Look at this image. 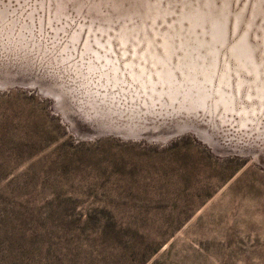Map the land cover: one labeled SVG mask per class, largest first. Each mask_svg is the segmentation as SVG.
<instances>
[{
    "label": "rangeland",
    "instance_id": "obj_1",
    "mask_svg": "<svg viewBox=\"0 0 264 264\" xmlns=\"http://www.w3.org/2000/svg\"><path fill=\"white\" fill-rule=\"evenodd\" d=\"M199 1L0 0V264H264V0Z\"/></svg>",
    "mask_w": 264,
    "mask_h": 264
},
{
    "label": "bare ground",
    "instance_id": "obj_2",
    "mask_svg": "<svg viewBox=\"0 0 264 264\" xmlns=\"http://www.w3.org/2000/svg\"><path fill=\"white\" fill-rule=\"evenodd\" d=\"M199 1V0H198ZM209 1V0H208ZM216 1V0H215ZM222 1V0H221ZM221 1H220V3H221ZM225 2L227 1V0H224ZM223 1V2H224ZM200 2V1H199ZM207 2V1H206ZM217 2V1H216ZM193 3V2H192ZM196 3V2H195ZM194 3V4H195ZM201 4V3H200ZM208 4H209V2H208ZM212 4V3H211ZM210 4V5H211ZM225 4V3H224ZM256 4H257V2H256ZM261 4V3H260ZM189 5V4H188ZM206 5V4H205ZM205 5L203 6V7H205ZM222 5V3L219 5V6H221ZM228 5H229V3H228ZM231 5V4H230ZM212 6H214L215 7V5H212ZM188 7H190V6H188ZM202 7V8H203ZM185 8H186V6H185ZM201 8V9H202ZM215 8H217V6L215 7ZM227 8V7H226ZM225 8V9H226ZM213 9V8H212ZM212 9H210V10H212ZM221 9V8H220ZM224 8H223V10H225ZM244 9V8H243ZM206 10H208V7H207V9ZM205 10V11H206ZM222 10V9H221ZM227 10H229V9H227ZM257 10V9H256ZM193 11V10H192ZM210 12V11H209ZM209 12H207L206 14H208ZM213 12V11H212ZM216 12V11H215ZM219 12V11H218ZM230 12V11H229ZM220 13V12H219ZM234 13V12H233ZM212 14H214V13H212ZM211 14V15H212ZM224 13H222L221 15H223ZM226 14V13H225ZM232 14V13H231ZM240 14H241V12H240ZM254 14V13H253ZM208 15H210V14H208ZM218 15V14H217ZM216 15V13H215V16H217ZM220 15V14H219ZM227 15H229V14H227ZM234 15V14H233ZM236 15V14H235ZM197 16V15H196ZM207 16V15H206ZM206 16H205V18H206ZM213 16V15H212ZM224 16V15H223ZM238 16V15H237ZM209 18H210V16H208ZM231 17V16H230ZM238 17H240V15L238 16ZM237 18V17H236ZM257 18V17H256ZM214 19H217V18H214ZM219 19V18H218ZM233 19V18H232ZM231 19V20H232ZM203 20H205V19H203ZM209 20V19H208ZM211 20V19H210ZM186 21V20H185ZM222 21H224V20H222ZM228 22V21H227ZM240 22V21H239ZM238 22V23H239ZM184 23V22H183ZM200 23V22H199ZM230 23V22H229ZM247 23V22H246ZM249 23V22H248ZM225 24H226V21H225ZM251 24V23H250ZM260 24V23H259ZM232 25V24H231ZM230 25V26H231ZM238 25V24H237ZM245 25V24H244ZM217 26H220V25H216V26H213V35H214V38L215 39H217V40H220L221 38H222V34H224V33H222V28H221V26L220 27H217ZM227 26V25H226ZM233 26V25H232ZM208 27V26H207ZM211 27V26H210ZM240 27V26H239ZM193 28V27H192ZM226 28H228V27H225V29ZM233 28V27H232ZM246 28H247V25H246ZM184 29H185V27H184ZM183 29V30H184ZM191 29V28H190ZM224 29V28H223ZM231 29V28H230ZM248 29H250V28H248ZM195 30V29H194ZM149 31V30H148ZM172 31V30H171ZM191 31V30H190ZM202 31H203V29H202ZM206 31V30H205ZM229 31H231V30H229ZM249 31V30H248ZM182 32V31H181ZM184 32V31H183ZM247 32V31H246ZM89 33H92V32H89ZM195 33V32H194ZM226 33V32H225ZM231 33H232V31H231ZM231 33H230V35H231ZM248 33V32H247ZM202 34H204V33H202ZM227 34H228V32H227ZM186 35V34H185ZM188 35V34H187ZM186 35V36H187ZM206 35V34H205ZM225 35V34H224ZM193 36H194V34H193ZM196 36H198V35H196ZM204 36V35H203ZM209 36V35H208ZM125 37H126V35H125ZM131 37V36H130ZM210 37V36H209ZM224 37V36H223ZM226 37V36H225ZM232 37V36H231ZM263 37V36H262ZM98 38V37H97ZM145 38V37H144ZM176 38V37H175ZM174 38V39H175ZM188 38H189V36H188ZM195 38V37H194ZM200 38V37H199ZM208 38V37H207ZM228 38V37H227ZM93 39V38H92ZM103 39V38H102ZM182 39H183V37H182ZM211 39V38H210ZM223 39V38H222ZM247 39V38H246ZM101 40V39H100ZM172 40V39H171ZM188 40V39H187ZM209 40V39H208ZM216 40V41H217ZM248 40V39H247ZM195 41H197V40H195ZM207 41V40H206ZM227 41V40H226ZM232 41V40H231ZM188 42H190V41H188ZM203 42V41H202ZM228 42V41H227ZM230 42V41H229ZM229 42H228V44H229ZM255 42V41H254ZM156 43V42H155ZM211 43H213V42H211ZM216 44L217 43H219V42H215ZM225 43V42H224ZM246 42H244V44L242 43V42H240V44L238 45H236L237 47H236V51H234V52H236V56L238 57V58H241L242 59V62L241 63H244V64H247V63H250L251 64V66H250V68L252 67L253 69H255V65H253V63H252V61L250 60V53H249V51L251 50L250 48V50H248V48H246L245 46H246V44H245ZM178 44V43H177ZM205 44V42L203 43V45ZM220 44V43H219ZM227 44V43H226ZM95 45V44H94ZM187 45H188V43H187ZM206 45V44H205ZM225 45V44H224ZM223 45V46H224ZM105 46V45H104ZM107 46V45H106ZM176 46V45H175ZM209 46V45H208ZM221 46V45H220ZM249 47H250V45H248ZM261 46H262V44H261ZM95 47H96V45H95ZM158 47V46H157ZM178 47V46H177ZM182 47V46H181ZM201 47V46H200ZM215 47V46H214ZM97 48V47H96ZM183 48V47H182ZM186 48V47H185ZM194 48V47H193ZM202 48V47H201ZM209 48H211V47H209ZM208 48V49H209ZM213 48V47H212ZM222 48V47H221ZM189 49V48H188ZM198 49V48H197ZM102 50V49H101ZM178 50V49H177ZM176 50V51H177ZM185 50V49H184ZM190 50V49H189ZM201 50V49H200ZM223 50V49H222ZM254 49H252V51H253ZM106 51V50H105ZM180 51H182V50H180ZM202 51H206V50H202ZM111 52V51H110ZM196 52V51H195ZM90 53V52H89ZM173 53H177V52H173ZM182 53V52H181ZM184 53V52H183ZM206 53H207V51H206ZM227 53V52H226ZM225 53V54H226ZM255 53V52H254ZM87 54V53H86ZM103 54V53H102ZM112 54V53H111ZM114 54V53H113ZM113 54H112V56H113ZM192 55H193V53H191ZM262 54V53H261ZM110 55V54H109ZM189 55V54H188ZM204 55H205V53H204ZM208 55V54H207ZM209 55H210V53H209ZM215 55V54H214ZM174 56H176V55H174ZM173 56V57H174ZM228 56V55H227ZM84 57V56H83ZM110 57V56H109ZM170 56H169V47L167 46V44H164V46H163V51H162V54L160 55V56H155L154 57V59L156 60V61H163L164 63L166 62V59H168ZM188 57V56H187ZM255 57V56H254ZM261 57H262V55H261ZM260 57V58H261ZM121 58V57H120ZM124 58V57H123ZM137 58V57H136ZM176 58V57H175ZM222 57L220 56V59H221ZM224 58H225V56H224ZM106 59V61H109L110 59L109 58H105ZM135 59V58H134ZM147 59H149V57L147 56ZM173 59V58H172ZM178 59H181V58H178ZM182 59H183V57H182ZM188 59V58H187ZM194 59H195V57H194ZM198 59V58H197ZM234 59V58H233ZM196 60V59H195ZM229 60H230V58H229ZM229 60H227V61H229ZM257 60V59H256ZM261 60V59H260ZM96 61V60H95ZM179 61V60H178ZM184 61H185V59H184ZM183 60H182V62H184ZM86 62V61H85ZM100 62V61H99ZM111 62V65H110V68H111V71L113 72V77H115L116 75L114 74L115 73V71H116V66H115V64H113V62L112 61H110ZM119 62V61H118ZM141 62H142V60H141ZM176 62V61H175ZM206 62V61H205ZM219 62V61H218ZM223 62H224V60H223ZM235 62V61H234ZM259 62V61H258ZM129 63V62H128ZM225 63V62H224ZM106 64V63H105ZM177 64V63H176ZM220 64H221V62H220ZM264 64V63H263ZM174 66H175V64H173ZM182 65V64H181ZM99 66V65H98ZM173 66V67H174ZM177 66V65H176ZM187 66V65H186ZM222 66V65H221ZM229 66V65H228ZM249 66V65H248ZM158 67V66H157ZM182 66H178L177 67V69L178 68H181ZM184 67V66H183ZM188 67V66H187ZM232 67V66H231ZM262 67H264V66H262ZM98 68H100V67H98ZM127 68V67H126ZM211 68V67H210ZM209 68V69H210ZM224 68H225V66H224ZM227 68H229V67H227ZM239 68V67H238ZM238 68H236L237 70H238ZM242 68V67H241ZM240 68V69H241ZM246 68H249V67H247L246 66ZM259 68H260V66H259ZM105 69V68H104ZM144 65H142V66H139V70L138 71H134L133 69H130L129 70V75L132 77V78H139V80H140V84L143 86L144 85V83H145V81H149L150 79H151V75L150 74H148L147 75V77L144 79V78H142V76H141V73L144 71ZM175 69V68H174ZM184 69V68H183ZM187 69V68H186ZM209 69H205V71L203 72V76H204V78H205V80L206 79H209L210 78V74L208 73L209 72ZM226 69V68H225ZM243 69V68H242ZM261 69V68H260ZM263 69V68H262ZM100 70H102V69H100ZM188 70V69H187ZM222 70H223V68H222ZM256 70V69H255ZM259 70V69H258ZM257 70V71H258ZM96 71V70H95ZM190 71V70H189ZM212 71V70H211ZM241 71V70H240ZM245 71V70H244ZM173 72V71H172ZM183 72H184V70H183ZM192 72V71H191ZM198 72H199V70H198ZM197 72V73H198ZM231 72V71H230ZM176 73H177V71H176ZM217 73V72H216ZM250 73H251V71H250ZM263 73V72H262ZM173 74V73H172ZM171 71H170V68H169V65H167V64H162L161 66H160V68L159 69H156L155 71H154V75H155V77H156V80L157 81H164V80H167V81H169V80H171L172 81V79H170L171 78ZM179 74H180V71H179ZM253 74V73H252ZM144 75V74H143ZM185 75V74H184ZM121 76V75H120ZM135 76V77H134ZM186 76V75H185ZM184 76V77H185ZM197 76H198V74H197ZM202 76V77H203ZM214 76V75H213ZM263 76V75H262ZM127 77V76H126ZM129 77V76H128ZM201 77V76H200ZM226 77V74L224 73V72H221V74H220V77H219V82H222V81H226L225 78ZM261 77V75H259V78ZM173 78V77H172ZM187 78V77H186ZM189 78V77H188ZM175 80V79H174ZM180 80V79H179ZM181 80H183L182 78H181ZM167 81H165V82H167ZM186 81V80H185ZM185 81H183V82H185ZM195 81H197V80H194V82ZM213 81H214V79H213ZM256 82H257V79L255 80ZM173 82V81H172ZM199 82V81H198ZM111 83V82H110ZM119 83V82H118ZM176 83V82H175ZM193 83V82H192ZM205 83H206V81H205ZM134 84V83H133ZM165 84V83H164ZM174 84V83H173ZM172 84V85H173ZM182 84V83H181ZM209 84V83H208ZM214 84V83H213ZM229 84V83H228ZM123 86H124V84H122ZM159 85H161V84H159ZM185 85V84H184ZM188 85V84H187ZM198 85V84H197ZM206 85V84H205ZM116 86V85H115ZM147 86V85H146ZM167 86V85H166ZM178 86V85H177ZM176 86V87H177ZM182 86V85H181ZM189 86H190V82H189ZM188 86V87H189ZM201 86V85H200ZM220 86V85H219ZM221 86H223V84L221 85ZM157 87V86H156ZM178 87H180V86H178ZM186 87V86H185ZM196 87V86H195ZM173 88V87H172ZM171 88V89H172ZM182 88H184V87H182ZM187 88V87H186ZM224 88V87H223ZM170 89V90H171ZM175 89V88H174ZM173 89V90H174ZM191 89V88H190ZM195 89V88H194ZM210 89V88H209ZM212 89V88H211ZM229 89V88H228ZM258 91H261V87H257L256 88ZM129 90V89H128ZM131 90V89H130ZM196 90V89H195ZM241 90V89H240ZM149 91V90H148ZM178 91H180V90H178ZM184 91V90H183ZM211 91V90H210ZM127 92V91H126ZM212 92V91H211ZM180 93V92H179ZM210 93V92H209ZM164 94V93H163ZM165 94H166V92H165ZM215 94V93H214ZM256 94H260V93H256ZM152 95V94H151ZM203 95V94H202ZM212 95V94H211ZM216 95V94H215ZM214 96V95H213ZM217 96V95H216ZM212 97V96H211ZM148 99V98H147ZM207 99V98H206ZM210 99V98H209ZM220 99H221V101H223L224 103H227L229 100H227L228 98L227 97H225V96H223V94L222 93H220ZM212 100V99H211ZM200 101V100H199ZM210 101V100H209ZM213 101V100H212ZM234 101V100H233ZM206 102V101H205ZM220 102V101H219ZM200 103H202V102H200ZM234 104V103H233ZM201 105V104H200ZM218 105V104H217ZM229 105V104H228ZM227 105V107H229ZM231 105V104H230ZM212 106H213V104H212ZM221 106L222 107H224V105H222V103H221ZM243 113V112H242ZM247 113V112H246Z\"/></svg>",
    "mask_w": 264,
    "mask_h": 264
}]
</instances>
